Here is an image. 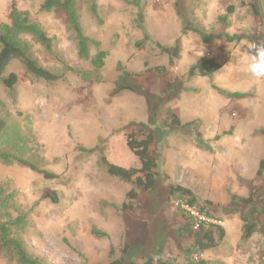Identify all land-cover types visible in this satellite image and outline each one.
Returning a JSON list of instances; mask_svg holds the SVG:
<instances>
[{
    "label": "rangeland",
    "instance_id": "1",
    "mask_svg": "<svg viewBox=\"0 0 264 264\" xmlns=\"http://www.w3.org/2000/svg\"><path fill=\"white\" fill-rule=\"evenodd\" d=\"M45 0H0V23H11L12 7L29 14L53 40L54 51L69 67L92 72L90 60L78 55L75 36L56 13L41 11ZM135 0H95L82 6V26L90 39V54H108L101 80L91 88L80 76L68 73L64 80L47 83L36 80L21 62H14L5 77L15 74L18 82L10 90L0 82V115L7 123L0 137V149L30 160L41 170L61 175L66 182L46 180L22 165L0 161V189L10 196L8 217L15 221L27 216L26 228L14 227V235L26 244L28 253L42 264H109L114 258L123 264L157 259L184 264L182 249L193 244L200 230L190 231L179 211V201L170 198V185L190 189L200 205L208 207L213 219L194 216L225 229L226 238L216 249L201 256L209 264H264V234L242 241L241 218L264 226V183L257 177L264 159V77L248 71L257 58L248 41L217 42L206 46L194 34L182 37L183 19L174 0H142L145 26L150 41L144 40L137 25ZM253 3L264 16V0H182L184 20L207 33L250 36L264 43V24L258 27L250 7ZM234 6V13L228 9ZM227 16V21L222 18ZM181 40V57L170 68V58L159 44L173 48ZM33 58L43 68L61 73L64 65L46 52L32 36H24ZM1 50V48H0ZM202 57L221 64L212 78L195 77L185 82L190 68ZM167 68V75L150 72ZM184 80L180 94L167 96V85ZM130 87L110 98L118 86ZM213 86L230 93L251 97L229 101ZM182 123L198 122L193 132L172 124L168 113ZM167 121L168 135L162 124ZM155 136L151 152L158 161L157 187L146 191L135 180L112 178L100 166L103 157L124 168H140V162L127 147V136L141 127ZM198 134L212 152L198 148ZM216 137H221L215 141ZM97 149L81 155L78 147ZM138 194L135 212H122L107 205L121 206L127 194ZM254 206H232V196L250 198ZM47 196H56L54 204ZM184 209H187L183 206ZM93 228L108 234L97 238ZM129 252L123 256L124 246ZM0 264H19L13 253L0 255Z\"/></svg>",
    "mask_w": 264,
    "mask_h": 264
},
{
    "label": "trees",
    "instance_id": "2",
    "mask_svg": "<svg viewBox=\"0 0 264 264\" xmlns=\"http://www.w3.org/2000/svg\"><path fill=\"white\" fill-rule=\"evenodd\" d=\"M90 2L94 13H96L95 0H45L41 6V11L47 13H56L67 25L68 29L75 36L76 46L78 49V55L81 59L90 60L92 65V72H84L76 70L68 65L64 64L62 60L56 55L54 51L53 40L49 38L45 30L38 24L30 20L29 14L18 10L15 6L12 7L11 23H0V82H2L8 89L12 90L18 82V78L15 74H11L9 77H5L7 70L11 65L18 61L21 62L27 72L32 74L36 80H42L47 83H55L64 80L68 73L76 74L80 76L88 84V88H91L93 83H98L101 80V71L105 67V62L108 54L103 51L91 57L90 54V39L87 37L85 30L82 26V6L84 2ZM142 0H135L131 2L136 8H138L137 25L144 32V40L138 42L136 47L138 49H144L145 45L150 41V35L147 33L145 26V16L141 7ZM182 0H174L176 11L179 17L183 19L182 37L188 34H194L201 39L204 45L213 46L217 42L221 43H240L242 41H248L254 47L255 54L259 56V47L264 45L258 41V39L250 36L229 35L226 33L213 34L207 33L202 28L196 26L193 23H188L184 20L183 11L181 8ZM243 7H250L253 15L257 21L258 27L264 24V16L259 9L253 4L242 3ZM235 7L231 6L228 9V15L234 13ZM223 23L227 21V16L221 19ZM32 36L46 52L52 57H55L58 62L64 65L61 73L47 70L39 65V63L33 58L30 47L26 44L24 36ZM162 54H166L170 58L169 66L173 68L175 62L181 57V40H177L173 48L162 46L159 44ZM221 64L213 59L202 57L200 63L190 68L186 74L185 82L190 81L195 77L212 78L216 73L221 70ZM150 72H156L159 75H167L168 69L154 68ZM184 80L177 79L167 85L165 94L172 96L180 94L186 91L184 88ZM220 96L229 101L244 100L252 96L249 93H230L221 88L213 86ZM124 91H134L133 88L118 86L111 93L110 98H115L121 95ZM168 118L172 119V124L175 127L180 128L182 131L190 132L193 136V132L198 129V122L182 123L181 120L172 112L168 113ZM168 122L165 121L161 128L164 136L168 135ZM8 125L0 115V137L5 133ZM221 137H216L215 141H219ZM198 148L207 152H212L211 146L205 142L200 135L196 134L192 139ZM155 143V136L150 133L145 126H141L137 132L131 133L127 136V147L135 155L140 162V168H124L110 163L107 158L103 157L100 161V166L106 172V174L112 178L121 179L127 182L135 180V184L146 191H153L156 189L158 161L154 154L151 152V147ZM78 151L81 155H92L97 149L87 150L83 147H78ZM0 161L5 165H22L30 168L34 172L44 176L46 180H57L66 182L61 175H55L47 171L41 170L38 166L33 164L30 160H24L18 155L9 152L6 149H0ZM257 177L264 183V159L261 160L257 171ZM170 198L179 201V211L183 219L188 223L190 231L194 232L195 228H198V238L195 239L192 245L184 247L182 249L184 264H209L205 260L201 259V256L213 249H216L220 243L226 238L225 229L220 225L209 224L207 221L199 220L194 216L192 211L194 210L199 216H204L206 219H213L208 207L211 203H207L205 207L200 205L199 199L190 189L184 188L180 185H170ZM54 204L59 202L56 196H47ZM139 194L135 189H132L126 196V201L119 207L111 204L107 205L116 210L122 212H135L140 209L137 204ZM10 196L6 195L4 190L0 189V214L8 217ZM232 206L237 208L240 205L254 206V196L250 198H239L232 196ZM185 206L187 209H184ZM244 223L242 229V241L249 242L252 237L257 233L264 234V226L257 221H250L246 217L241 218ZM28 226L27 216L20 215L15 221L8 222V220L1 221L0 219V255L13 253L18 258L19 264H42L41 260L32 257L28 251L24 241L14 235L13 228H26ZM92 234L97 238H107L108 234L97 228H93ZM129 244L124 246L123 256H126L129 252ZM125 258L115 259L114 250L111 247V262L109 264H123ZM131 264H178L176 261L164 260L161 251L159 252L157 259H147L140 263L132 262Z\"/></svg>",
    "mask_w": 264,
    "mask_h": 264
},
{
    "label": "clouds",
    "instance_id": "3",
    "mask_svg": "<svg viewBox=\"0 0 264 264\" xmlns=\"http://www.w3.org/2000/svg\"><path fill=\"white\" fill-rule=\"evenodd\" d=\"M248 71L255 77H264V45L259 47V56L248 64Z\"/></svg>",
    "mask_w": 264,
    "mask_h": 264
},
{
    "label": "built area",
    "instance_id": "4",
    "mask_svg": "<svg viewBox=\"0 0 264 264\" xmlns=\"http://www.w3.org/2000/svg\"><path fill=\"white\" fill-rule=\"evenodd\" d=\"M190 211H192V210H190ZM192 213L194 214V212L192 211Z\"/></svg>",
    "mask_w": 264,
    "mask_h": 264
}]
</instances>
